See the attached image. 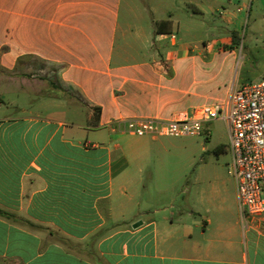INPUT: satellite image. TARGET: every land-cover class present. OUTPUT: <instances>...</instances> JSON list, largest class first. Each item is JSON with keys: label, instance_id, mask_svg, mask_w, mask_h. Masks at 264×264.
Returning <instances> with one entry per match:
<instances>
[{"label": "crops", "instance_id": "obj_1", "mask_svg": "<svg viewBox=\"0 0 264 264\" xmlns=\"http://www.w3.org/2000/svg\"><path fill=\"white\" fill-rule=\"evenodd\" d=\"M248 10L0 0V264H264V219L242 218L236 189L223 183L186 208L181 173L162 161L168 137L125 130L225 104L264 78L260 22L249 45L233 38ZM160 182L170 196L140 201Z\"/></svg>", "mask_w": 264, "mask_h": 264}, {"label": "built area", "instance_id": "obj_2", "mask_svg": "<svg viewBox=\"0 0 264 264\" xmlns=\"http://www.w3.org/2000/svg\"><path fill=\"white\" fill-rule=\"evenodd\" d=\"M229 125L231 163L242 218L264 219V78L235 90L225 104L206 105L175 120L132 118L125 130L139 137H199L214 121Z\"/></svg>", "mask_w": 264, "mask_h": 264}, {"label": "rangeland", "instance_id": "obj_3", "mask_svg": "<svg viewBox=\"0 0 264 264\" xmlns=\"http://www.w3.org/2000/svg\"><path fill=\"white\" fill-rule=\"evenodd\" d=\"M251 10L244 12L240 18L241 21H246L240 37L246 40V44H250L251 31L254 28L252 23L259 21L255 27L261 30L263 35L260 41H253V44H264V0H248ZM227 4V0H223ZM238 3V2H237ZM231 12H236V7L232 6ZM174 11V9H170ZM217 21H222L220 17L226 19L230 17V13L217 14L213 16ZM254 40V39H253ZM256 42V43H255ZM204 132L199 137H168L161 138L164 143L167 153L162 157V161L174 164L181 173L180 181L177 186V195H183L185 207L200 205L201 198L209 195L214 196L217 189L227 186L229 193L233 197L236 184L234 178L229 174L228 164L231 163V154L229 150L230 137L227 124L224 121L210 122L204 126ZM102 132L94 134L98 138ZM223 147V150L218 149ZM225 166V176L220 179L215 176V168L219 165ZM196 177V178H195ZM196 179V180H195ZM160 189L161 193L169 195V182H160L151 185L150 189L145 191L140 197V201H149L154 198L157 193L156 189ZM169 198V197H167ZM200 200V203H199ZM205 209L206 206H203Z\"/></svg>", "mask_w": 264, "mask_h": 264}, {"label": "trees", "instance_id": "obj_4", "mask_svg": "<svg viewBox=\"0 0 264 264\" xmlns=\"http://www.w3.org/2000/svg\"><path fill=\"white\" fill-rule=\"evenodd\" d=\"M234 42L236 45H239L241 43V38H239L236 34H233ZM218 149H224L222 146Z\"/></svg>", "mask_w": 264, "mask_h": 264}]
</instances>
